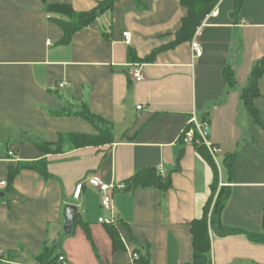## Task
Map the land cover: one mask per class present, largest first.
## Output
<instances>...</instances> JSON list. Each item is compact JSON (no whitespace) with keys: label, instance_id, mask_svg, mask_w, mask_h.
<instances>
[{"label":"crops","instance_id":"0c3cea01","mask_svg":"<svg viewBox=\"0 0 264 264\" xmlns=\"http://www.w3.org/2000/svg\"><path fill=\"white\" fill-rule=\"evenodd\" d=\"M99 1L0 0V251L14 253L17 264H36L34 255L44 245L54 246L65 257L63 264H144L145 256L148 264L190 262V222L201 216L213 181L196 147L178 139L193 111L208 118L210 140L220 148L213 157L219 186L229 188L222 223L260 232L264 128L245 112L241 89L264 57V0H243L234 16L235 0H220L197 28L199 56L191 47L195 34L161 49L175 39L187 14L179 0H117L68 43H59L62 32L45 5L70 3L75 11H87ZM124 31L131 33L130 45L124 43ZM153 51V60H140ZM227 66L235 88L223 78ZM135 70L140 80L134 79ZM62 80L68 84L57 88ZM259 88L262 96L255 102L264 121V74ZM82 104L110 123L114 142L64 144L62 152L43 155L34 143L96 133L91 123L73 115ZM62 108L71 114H58ZM234 151L229 176L223 159ZM42 158L47 177L21 168L9 184V166ZM146 168L169 178L164 193L127 186ZM93 174L105 183L125 184L111 191L114 224L125 250H113L106 224L98 221L109 213L100 205V191L86 181ZM66 204L76 206L67 235ZM210 239L207 264H264V243L244 233L211 231Z\"/></svg>","mask_w":264,"mask_h":264},{"label":"trees","instance_id":"16d2710c","mask_svg":"<svg viewBox=\"0 0 264 264\" xmlns=\"http://www.w3.org/2000/svg\"><path fill=\"white\" fill-rule=\"evenodd\" d=\"M117 0H101L95 7L87 11H75L70 3H56L45 5V11L53 14L50 20L54 22L62 32L59 43H68L73 34L85 27L92 25L96 19L112 9ZM137 1V0H136ZM220 0H179L180 4L187 8V14L181 19V24L175 34V39L161 47V49L173 48L176 45L190 41L194 36L197 28L202 24L205 17L212 12ZM243 0H235L232 16L239 13ZM156 51H153L148 57L140 59L142 62L151 61ZM264 74V57L259 59L251 68L246 84L241 89V102L250 118L251 122L259 127L264 128L262 111L256 104L255 100L262 96L259 88V80ZM223 78L230 88H235L236 80L231 67L227 66L223 70ZM61 115H69L66 108H62L58 113ZM91 123L95 130V134H61L56 142L43 141L34 143L36 148L43 154L62 152L63 145L68 144L71 148L84 147L89 145H105L114 142V137L110 129V123L99 115L93 114L87 105L82 104L80 110L73 113ZM199 154L209 164L213 171V181L210 185L211 193L203 206L202 214L190 222V234L192 240V259L186 264H207L211 251L210 232L214 231L219 235H230L244 233L252 242L264 243V211L261 219L260 232H247L242 229L228 227L221 221V213L225 207L229 197V188L225 185L219 186L217 165L204 146L196 147ZM237 154L236 151L227 153L223 159L229 176L232 175ZM21 168H29L37 171L44 177H47L46 160L17 163L9 166V184H11L15 175ZM130 188L137 187H156L165 192L170 187V180L162 177L153 168H146L136 172L127 181ZM84 224V223H83ZM84 226H86L84 224ZM107 232L112 240L114 251L125 250L121 236L115 224H106ZM85 231L88 234L87 229ZM54 246L44 245L41 250L34 255L36 264H53L58 259ZM144 264H148L147 257L141 258ZM0 264H17L15 262L14 253L0 251Z\"/></svg>","mask_w":264,"mask_h":264},{"label":"built area","instance_id":"2783aa9c","mask_svg":"<svg viewBox=\"0 0 264 264\" xmlns=\"http://www.w3.org/2000/svg\"><path fill=\"white\" fill-rule=\"evenodd\" d=\"M200 34L199 29L195 33V38L191 42V47L195 55L199 56L201 54V47L196 39V37ZM124 43L126 45H130L132 42V36L129 31H124L122 33ZM50 44L49 41H47ZM133 77L135 80H140L141 75L138 70L133 72ZM68 82L66 80H62L57 83V88H63L66 86ZM138 109L140 106L137 107ZM210 123L207 117H199L198 114L193 111L189 116L186 125L181 129L178 139L181 140L184 144H190L195 147L204 146L212 157H215L220 148L214 145L210 140ZM12 152H9L11 155ZM86 181L96 187L100 193V205L101 207L109 213L108 217H99L98 221L103 224H114V207L112 203L111 191L113 190H123L125 188V184L123 183H105L100 177L96 174L90 175ZM0 185H4V182H1ZM81 184L77 186V190L75 191V196L79 195ZM138 257L137 253L132 254V258L136 259ZM65 257L63 255H59L57 259V264H63Z\"/></svg>","mask_w":264,"mask_h":264},{"label":"water","instance_id":"95a60500","mask_svg":"<svg viewBox=\"0 0 264 264\" xmlns=\"http://www.w3.org/2000/svg\"><path fill=\"white\" fill-rule=\"evenodd\" d=\"M76 212V206L72 204H66L63 207V217H64V233L67 235L70 233L71 227L74 222V216Z\"/></svg>","mask_w":264,"mask_h":264},{"label":"rangeland","instance_id":"374dc122","mask_svg":"<svg viewBox=\"0 0 264 264\" xmlns=\"http://www.w3.org/2000/svg\"><path fill=\"white\" fill-rule=\"evenodd\" d=\"M106 213H107V211H106Z\"/></svg>","mask_w":264,"mask_h":264}]
</instances>
